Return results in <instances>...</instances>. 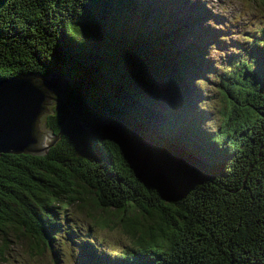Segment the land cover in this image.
<instances>
[{"label":"trees","instance_id":"16d2710c","mask_svg":"<svg viewBox=\"0 0 264 264\" xmlns=\"http://www.w3.org/2000/svg\"><path fill=\"white\" fill-rule=\"evenodd\" d=\"M211 14L193 0H0V77L59 73L72 113L94 128L62 106L47 117L63 134L46 155H1L0 261L27 239L49 264H264V28L211 59L225 63L213 131L195 113L203 91L187 87L207 70L195 56L212 53ZM196 23L202 46L181 48ZM75 202L88 226L69 220ZM96 228L125 234L123 249L106 252Z\"/></svg>","mask_w":264,"mask_h":264},{"label":"rangeland","instance_id":"374dc122","mask_svg":"<svg viewBox=\"0 0 264 264\" xmlns=\"http://www.w3.org/2000/svg\"><path fill=\"white\" fill-rule=\"evenodd\" d=\"M198 3L200 7L204 6L208 9V11L210 10L209 13L213 12L216 15L214 17L211 14L212 17L205 20H207L208 22L213 21L217 24V27L215 28V30H217V35L211 38L213 42H207L212 52L208 57L205 53L196 54L195 56V60L199 64V66L204 67L207 70H205V73L195 72L194 74H191L189 76V79H193L194 82L190 83L191 81L189 80L190 82H187V87L188 90L190 88V90L196 91L193 87L196 85L199 91L204 92H200V95L202 97L196 103L195 113L199 118L202 117L203 114H205L206 116L203 120V125L207 126L208 129H213V131H216L217 125L219 124L220 115L219 113L217 117H215V115L218 112V109L221 108V104L222 108H224V101L222 102L221 95L217 93L216 85L217 83L219 84V80H217L216 74L223 69L225 63L224 60H220L218 63H216L217 65L214 66V61L218 60V58L221 57L219 55L224 52L221 48L225 49L226 51H230L234 46L233 43L235 41H245L244 39L246 37V34L243 33V30L247 31L256 26H259V28H264V4L261 2V0H193L194 5H197ZM200 7L199 11H201ZM177 12H179V10H177ZM188 15L189 13L188 11H186L183 14V18H186ZM195 15L197 17H203L206 15V12L197 11ZM153 19L154 18L152 16H149L148 18L149 21ZM213 19H215V21ZM224 23H227L229 25V31L224 27ZM202 26L203 24H193V29L191 31L192 33L188 34L186 38L184 35L182 37L180 35L178 41L181 48L184 47L187 50L191 47L195 49L196 45L202 46V41L196 36L199 35ZM224 35L228 36L227 41L220 40V37H223ZM241 45L242 44H240L234 50L238 51ZM211 59H213L214 61H212ZM205 60H209L207 65H203V63H205ZM163 93L167 99L170 96L177 98V93L171 88L163 91ZM153 95L156 94L154 93ZM210 113H212V115ZM208 114H210V116ZM190 136V133L186 130L183 135V146H185V139L188 140ZM83 153L84 152H82V154ZM187 159L190 160V157H187ZM187 159L183 158L184 162L190 163ZM171 185L173 184L171 183ZM74 205L75 206H73L72 208H68V211L66 212L69 220L79 221V224L82 223L85 226H88L89 223H92V219L83 213L75 215L74 211H77L79 207L76 202ZM95 214L101 215L99 210H96ZM64 228L69 229L68 225H65ZM95 231L98 232V242L104 240L103 248L106 249V252H119V250L123 249L124 244L128 240V237L117 229L96 228ZM58 241H60V244L63 246V244L61 243L63 242V239L60 238L58 239ZM24 244L25 245H21L16 242L13 243L10 247L11 254L10 256H8L7 261H0V264H49L50 261H53V254H51L49 250L45 252V255H43L44 253H41V255L33 257L25 250V246L28 248L30 247L29 241L27 239L24 241ZM67 244L69 243H66V245ZM66 245L62 247L65 256H67L68 258L69 256H72L71 258L75 257V255H73V252L69 251L70 249H73L74 246L69 247ZM65 256L64 258L66 259ZM90 256L93 257L94 254L92 253L90 254ZM97 258L102 259L105 264L110 263L107 260V258H110L108 256H100L98 254ZM97 258H95V260ZM69 262V264H72L71 261Z\"/></svg>","mask_w":264,"mask_h":264},{"label":"water","instance_id":"95a60500","mask_svg":"<svg viewBox=\"0 0 264 264\" xmlns=\"http://www.w3.org/2000/svg\"><path fill=\"white\" fill-rule=\"evenodd\" d=\"M70 86L69 80L57 72L47 75L40 71H20L0 77V157L10 153L46 155L63 134V128L57 132L48 125L47 117L61 114L62 106L81 129L87 132L94 129L68 106ZM167 173L178 174L173 170Z\"/></svg>","mask_w":264,"mask_h":264},{"label":"bare ground","instance_id":"6f19581e","mask_svg":"<svg viewBox=\"0 0 264 264\" xmlns=\"http://www.w3.org/2000/svg\"><path fill=\"white\" fill-rule=\"evenodd\" d=\"M213 10H215V9H213ZM210 11V10H209ZM213 13V12H212Z\"/></svg>","mask_w":264,"mask_h":264}]
</instances>
